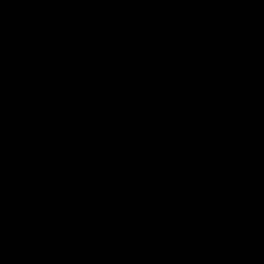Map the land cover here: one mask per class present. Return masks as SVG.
Segmentation results:
<instances>
[{"label":"trees","instance_id":"obj_1","mask_svg":"<svg viewBox=\"0 0 264 264\" xmlns=\"http://www.w3.org/2000/svg\"><path fill=\"white\" fill-rule=\"evenodd\" d=\"M33 1L50 33L0 62V264H264V11L204 0L184 27L172 0Z\"/></svg>","mask_w":264,"mask_h":264},{"label":"rangeland","instance_id":"obj_2","mask_svg":"<svg viewBox=\"0 0 264 264\" xmlns=\"http://www.w3.org/2000/svg\"><path fill=\"white\" fill-rule=\"evenodd\" d=\"M130 1L132 2L133 0ZM244 1L250 8L252 9L256 8L264 11V0H252L253 4L250 5H249L250 0H244ZM203 3L204 0H172L170 6H176L177 9L182 12V15L184 17L183 19L184 27H187L189 26V24L188 21L185 20L192 18L193 16L192 13H194V11L199 6L201 7ZM39 17L43 18V24H39L38 21ZM193 21L195 22V19H193ZM192 23L193 22H191L190 24ZM50 27L51 28L53 27V25H51L50 17L42 13L41 5L39 3L34 2L33 0H0V62H2L3 56L12 45L13 37L16 33L23 32V30L26 29H33V30H39L42 33V36L43 35L46 36L47 34L50 33ZM220 29H223L222 31L223 34L224 28L221 27ZM223 37L225 39L224 34ZM136 62H137L136 58L134 57L131 58L130 61L127 63V68L130 69L132 68V70H135L137 72L143 70L142 68L143 65H141V63L138 62L136 64ZM158 66L159 65H154L153 63L145 67L147 71V77H146L147 79L144 82L145 86L149 84L148 78L150 77L157 78L158 73L156 71L159 68ZM183 78H184L183 76L180 77L179 81H181V79ZM177 87L179 86H176L174 88ZM176 91L179 90L176 89ZM122 105H124V101H121L117 96L108 97L105 101V106L107 110H109L110 112L112 111L113 114H116L120 110H123ZM128 109L130 110L132 109V111L138 112V114L141 116L143 114L151 115L154 111V108H151V106L146 103H136ZM22 113L26 114V116L29 117L32 116L34 114L32 105L30 104L25 105L22 108ZM11 130H12L11 128L3 130L4 136L9 137L10 135H13L10 132ZM46 130L48 132V135L51 133L56 134L55 131H58L59 134L61 132L59 131L60 129L53 122L48 124V126L46 125ZM167 148H168V152L170 153L171 150L170 147ZM96 174L97 173H95V175ZM0 193H1V188H0ZM150 194L151 193H147L148 202L151 203L150 206L158 207L157 200L159 195L153 196ZM11 197L13 199L12 205L14 207L19 206L20 202L15 199L16 196H11ZM40 204L41 202L37 204L35 208L30 209L31 212L29 213L27 220H25L27 221V223H29L28 226L31 227L32 229H28L27 231L28 226L26 225H22L18 228V232L21 234L22 238L26 236L29 231L34 230L33 228H36V226L42 221V219L46 218L47 215L43 213L42 210L40 209ZM64 209L66 210L68 209L69 212H73L69 204H66L64 206ZM259 209H261V207ZM8 212L9 213H7L5 209L2 207L0 201V224L5 226V228H2L0 231V254L3 257L6 256L5 254V251L7 250L6 248H9L10 246L7 242L8 235L11 234L12 232L11 228H13L14 224L16 223L15 213L11 210H8ZM253 214H254L253 216H256L257 210H255ZM163 216L165 218L167 217L165 214H162V217Z\"/></svg>","mask_w":264,"mask_h":264}]
</instances>
